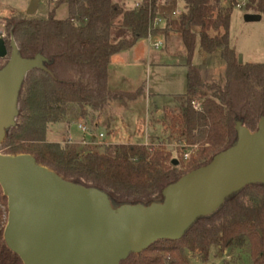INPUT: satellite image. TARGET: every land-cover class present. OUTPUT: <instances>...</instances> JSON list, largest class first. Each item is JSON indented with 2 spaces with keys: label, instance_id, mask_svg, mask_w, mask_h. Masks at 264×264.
I'll use <instances>...</instances> for the list:
<instances>
[{
  "label": "trees",
  "instance_id": "trees-1",
  "mask_svg": "<svg viewBox=\"0 0 264 264\" xmlns=\"http://www.w3.org/2000/svg\"><path fill=\"white\" fill-rule=\"evenodd\" d=\"M245 1L248 10L264 17V0ZM160 2L142 0L127 7L119 0H59L56 7L68 5L66 18H56L54 9L44 19L7 18L9 54L14 40L21 56L32 59L41 55L45 64L26 75L16 123L7 130L0 153L31 154L65 179L104 190L111 199L150 204L164 199L167 186L233 146L239 125L256 131L264 118V63H240L230 44L236 0L226 7L221 0H184L181 37L187 90L182 96L186 103L181 117L172 119L180 121L186 145L195 148L191 155L178 160L164 145H81L47 139L49 125L66 120L70 106L75 105L79 118L84 119L90 107L101 109L112 99H133L142 92L141 88L136 92L109 90L108 70L114 55L163 29L154 27ZM210 24L223 34H208ZM196 27L202 50L207 54L220 50L226 63L225 83L207 86L211 95L201 100L199 110L193 101L206 84L193 64ZM2 61L0 58V65ZM7 218L8 198L0 185V264H24L5 241ZM244 246L252 264H264V183L249 184L231 194L218 212L197 218L181 238L157 240L120 264H191L189 252L207 260L213 249L224 252Z\"/></svg>",
  "mask_w": 264,
  "mask_h": 264
},
{
  "label": "water",
  "instance_id": "water-1",
  "mask_svg": "<svg viewBox=\"0 0 264 264\" xmlns=\"http://www.w3.org/2000/svg\"><path fill=\"white\" fill-rule=\"evenodd\" d=\"M38 2L30 1L27 15L36 12ZM262 17L244 15L247 22ZM8 56L0 70V145L16 123L26 75L44 66L41 55L21 56L14 40L9 54L0 33V58ZM263 159L264 118L255 132L239 125L233 146L167 186L162 201L125 204L115 214L104 190L67 180L31 154L0 153V185L8 198L4 238L24 264H120L157 240L181 238L197 218L215 213L231 194L264 183Z\"/></svg>",
  "mask_w": 264,
  "mask_h": 264
},
{
  "label": "rangeland",
  "instance_id": "rangeland-1",
  "mask_svg": "<svg viewBox=\"0 0 264 264\" xmlns=\"http://www.w3.org/2000/svg\"><path fill=\"white\" fill-rule=\"evenodd\" d=\"M30 1L0 0V33L3 37L6 36L5 20L7 18L44 19L53 9L56 18L61 19L68 16L67 3L56 7L59 0H39L36 12L29 16L26 11ZM119 1L125 3L127 7H132L142 0ZM231 2L232 0H221V4L225 7ZM236 3L231 16L230 44L236 49L238 56H243V61L264 63V17L259 21L247 22L244 15L249 12L253 13V11L245 7V0H236ZM184 11V0L168 2L161 0L155 25L157 28L163 29L153 36L141 38L135 46L119 53V57L123 58V61L119 65L114 61L115 64L111 69L122 70L124 74L116 75L111 70L110 89L136 92L141 88L142 92L133 99H112L111 107L109 109H107L108 105L104 107L109 112V119L97 130V134L100 132L104 136L99 137L96 140L97 143L89 144L164 145L178 160L183 159L186 153L191 155V152L194 151L195 148L186 145V141L180 133L182 128L180 121L176 123L172 119L173 116L178 119L181 117L186 103V99L182 96L187 90L186 51L182 46L178 31L182 27L181 16ZM194 30L198 36L193 64L199 69L206 84L205 87L199 88L197 97L194 99L196 103L200 104L201 100L211 95L208 85L213 83L223 85L225 83L226 63L220 50L212 54H207L202 50L199 38L200 29L196 27ZM206 31L211 36L216 34L221 36L224 32L222 29L216 32L211 24L207 26ZM160 42H162L161 46L156 48L155 44ZM2 59L0 70L8 63L9 56ZM88 116L89 119L93 117L92 113ZM76 117L79 118L77 107L70 106V113L66 120H73ZM66 120L62 123L68 124L69 121ZM70 132L74 135L73 137L83 135L78 128V121H73ZM49 137L52 139L50 134ZM66 142L68 141L62 143ZM179 166L182 167L180 164ZM261 171H264V166ZM110 200L111 211L115 214L120 211L123 205L132 204L125 199L110 198ZM220 208L221 206L216 212ZM188 258L191 264H252L247 246L230 248L224 252L213 249L207 260H203L198 253L191 252L188 253Z\"/></svg>",
  "mask_w": 264,
  "mask_h": 264
},
{
  "label": "crops",
  "instance_id": "crops-1",
  "mask_svg": "<svg viewBox=\"0 0 264 264\" xmlns=\"http://www.w3.org/2000/svg\"><path fill=\"white\" fill-rule=\"evenodd\" d=\"M155 23H156V20H155ZM155 23H154V27H156ZM178 31H179V36L181 37L182 27ZM153 35L154 34H150L149 37L153 36ZM181 42H182V37H181ZM161 44H162V42H160L159 44L156 43L155 47L158 48L159 46H161ZM182 44H183V42H182ZM182 46L184 47V45H182ZM184 49H185V47H184ZM114 61H115V63H117L119 65V63L123 61V58L119 57V53H118V54L114 55L111 59V62L109 65V70H108V88L111 91H117L116 89H110V87H109V82H110L111 73H112L111 68L115 64ZM122 67L124 68V65ZM116 70H114V69L112 70L113 74L115 73L116 75L119 74L122 76L123 71L121 69H120L121 71H118V70L116 71ZM120 78H122V77H120ZM109 107H111V102L108 104L107 109H109ZM107 109L103 108L101 110H98V109H95L92 107L89 108V110H90L89 114L92 113V116H93V117H91L92 119H89V116H90L89 115L88 117H86L84 119L76 117L75 119L68 122V124H65L62 122L52 123L49 125V128H48L47 139L49 141H58V142L69 141V142H76V143H81V144L97 143L96 140L99 139V137L104 136V134L100 133V132L97 134V130H99L100 126L103 125L107 119H109V112H107L108 111ZM73 121H78V128L80 129L81 133L83 134L81 137H73L74 135L71 134L70 127H71V124L73 123ZM51 128H52V130H51ZM84 128H85V130H84ZM49 134L52 136V139H51V137H49Z\"/></svg>",
  "mask_w": 264,
  "mask_h": 264
},
{
  "label": "built area",
  "instance_id": "built-area-1",
  "mask_svg": "<svg viewBox=\"0 0 264 264\" xmlns=\"http://www.w3.org/2000/svg\"><path fill=\"white\" fill-rule=\"evenodd\" d=\"M238 5L240 6V4H238ZM193 106H194V108L197 109V110H199V109L201 108V104L196 103V101H193ZM84 130H85V128H84ZM189 155H190L189 153H186V154L184 155L185 159L188 158Z\"/></svg>",
  "mask_w": 264,
  "mask_h": 264
}]
</instances>
